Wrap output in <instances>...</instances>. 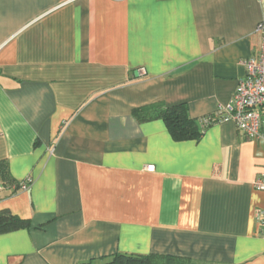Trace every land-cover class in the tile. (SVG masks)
<instances>
[{
  "label": "crops",
  "instance_id": "1",
  "mask_svg": "<svg viewBox=\"0 0 264 264\" xmlns=\"http://www.w3.org/2000/svg\"><path fill=\"white\" fill-rule=\"evenodd\" d=\"M263 14L264 0H0V211L31 223L0 234V264H264V115L257 139L203 124L259 54ZM178 104L200 138L134 114Z\"/></svg>",
  "mask_w": 264,
  "mask_h": 264
},
{
  "label": "built area",
  "instance_id": "2",
  "mask_svg": "<svg viewBox=\"0 0 264 264\" xmlns=\"http://www.w3.org/2000/svg\"><path fill=\"white\" fill-rule=\"evenodd\" d=\"M258 31L262 34L261 50L255 57L244 59L242 64L245 67V75L242 77L236 88L231 102L225 106H220L215 113V117L204 119L210 121H232L236 128L242 131L248 138L257 139L262 136L263 115H264V14L258 24ZM54 152V149H51ZM154 165L147 166L149 171H153ZM31 176L19 184L16 189L26 190L32 184ZM255 189L264 192V175L254 180ZM3 188L0 183V191ZM1 200V196H0ZM259 232L264 237V210L257 216Z\"/></svg>",
  "mask_w": 264,
  "mask_h": 264
},
{
  "label": "trees",
  "instance_id": "3",
  "mask_svg": "<svg viewBox=\"0 0 264 264\" xmlns=\"http://www.w3.org/2000/svg\"><path fill=\"white\" fill-rule=\"evenodd\" d=\"M134 114L140 120L162 118L172 136L176 140H193L198 139L202 135V131L199 130L196 120L190 118L188 115L185 104H178L172 107L160 108V107H143L134 110ZM213 120L203 124H210ZM28 219L21 218L17 215L10 213L9 211H0V234L14 231L21 228L30 226ZM165 260V262H164ZM175 257H164L155 255H116L112 260V263L122 264H171L175 261ZM182 260H178L180 262ZM180 264H184L181 263Z\"/></svg>",
  "mask_w": 264,
  "mask_h": 264
}]
</instances>
